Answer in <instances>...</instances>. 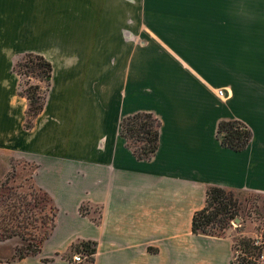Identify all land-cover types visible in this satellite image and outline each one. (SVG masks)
Here are the masks:
<instances>
[{"label":"crops","instance_id":"crops-1","mask_svg":"<svg viewBox=\"0 0 264 264\" xmlns=\"http://www.w3.org/2000/svg\"><path fill=\"white\" fill-rule=\"evenodd\" d=\"M245 1L0 0V177L35 164L57 213L38 255L0 264H74L77 241L96 243L93 264H230V240L191 222L210 186L264 194V69L241 43L262 36L240 28ZM26 53L52 66L30 129L12 72ZM139 112L160 121L150 160L120 135ZM222 120L251 131L243 151L220 144Z\"/></svg>","mask_w":264,"mask_h":264},{"label":"trees","instance_id":"trees-1","mask_svg":"<svg viewBox=\"0 0 264 264\" xmlns=\"http://www.w3.org/2000/svg\"><path fill=\"white\" fill-rule=\"evenodd\" d=\"M12 72L20 79L18 95L26 98L28 102L24 127L30 129L34 119L44 108L51 84L52 66L43 56L26 53L13 63ZM32 76L44 84V91L39 84L25 82V78L30 80ZM159 128L160 121L156 117L150 113L139 112L122 119L120 135L125 139L126 147L131 150L136 159L150 160L158 149ZM216 136L223 147L240 152L248 146L252 133L240 121L222 120L218 123ZM22 162L34 168L30 177L31 192H21L22 186L9 185V180L15 178L16 171L13 163L17 161H14L6 173L9 176L0 183V244L18 237L26 245L16 244L12 257L0 262H16L38 255L42 244L48 239L55 226L56 208L48 194L38 188L33 181L37 166L26 161ZM234 192L241 191L217 186L208 187L205 206L195 212L192 217V234L224 238L231 221L239 217L238 203L233 198ZM41 201L48 203V206H40ZM36 209L42 213L35 214ZM79 212L83 216L87 215V206L82 204ZM94 221L98 223V220L94 219ZM231 242L230 264H264V240H259V237L239 235ZM95 251V242L77 241L72 244L69 252L71 255L82 254L85 257V264H93Z\"/></svg>","mask_w":264,"mask_h":264},{"label":"rangeland","instance_id":"rangeland-1","mask_svg":"<svg viewBox=\"0 0 264 264\" xmlns=\"http://www.w3.org/2000/svg\"><path fill=\"white\" fill-rule=\"evenodd\" d=\"M235 10L237 12L236 16L244 22L241 23V29L244 28L248 35L249 33H251V35L256 33V35L262 36V40L257 41V43L251 40L241 42L247 50L246 63L252 65L262 64L264 69V0H246L245 3L241 2ZM255 20L256 24H253ZM257 21H259V23H257ZM24 80L25 82L29 81L32 84H39L42 91H44V84L40 83L36 77L34 78L32 76L30 80H26V78ZM16 161L17 163H13L16 171L15 178L9 180V185L11 187L22 186V188H20L21 192L30 193V186L32 183L30 177L34 172V168L30 164L23 163V160ZM8 176V174H5L3 177H0V183ZM41 197L42 196H40V198ZM233 198L236 199L238 203L239 217L236 220L231 221L230 227L226 230L224 238H228L231 242L235 237L242 235L254 238L259 237V240H264V194L254 192H234ZM28 199L30 198L28 197ZM32 202L33 201H31V203ZM42 205L47 207L48 203L41 201L40 206ZM39 213L41 214L42 212H35L37 215ZM16 244L26 245V243L22 242L18 237L6 241L3 246H1V244L0 260L10 259L13 255V249ZM81 264H85V261Z\"/></svg>","mask_w":264,"mask_h":264},{"label":"built area","instance_id":"built-area-1","mask_svg":"<svg viewBox=\"0 0 264 264\" xmlns=\"http://www.w3.org/2000/svg\"><path fill=\"white\" fill-rule=\"evenodd\" d=\"M219 95H222V91H219ZM85 261V257L82 254L75 253L72 255V262L74 264H81Z\"/></svg>","mask_w":264,"mask_h":264}]
</instances>
